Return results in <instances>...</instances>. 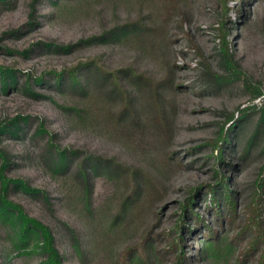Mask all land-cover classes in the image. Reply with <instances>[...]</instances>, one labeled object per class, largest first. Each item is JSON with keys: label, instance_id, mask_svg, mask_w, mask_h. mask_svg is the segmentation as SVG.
I'll use <instances>...</instances> for the list:
<instances>
[{"label": "rangeland", "instance_id": "rangeland-1", "mask_svg": "<svg viewBox=\"0 0 264 264\" xmlns=\"http://www.w3.org/2000/svg\"><path fill=\"white\" fill-rule=\"evenodd\" d=\"M2 71L5 176L33 190L7 200L63 264H262L264 0H0ZM40 247L0 218V264H47Z\"/></svg>", "mask_w": 264, "mask_h": 264}, {"label": "trees", "instance_id": "trees-1", "mask_svg": "<svg viewBox=\"0 0 264 264\" xmlns=\"http://www.w3.org/2000/svg\"><path fill=\"white\" fill-rule=\"evenodd\" d=\"M226 38H224V41ZM225 54L222 55V60L224 63H226V58ZM1 79L3 86L6 88L9 86L10 81H15V76L13 73L5 72L2 71L1 74ZM206 83L211 81L212 79H215V75H213L211 72L208 71V73L205 75ZM130 80L134 83V85H139L141 83V80L138 79V76L131 74L130 75ZM61 77H58V80H60ZM73 80H77L76 76H73ZM260 127L264 129V111L263 115L260 119ZM236 129L235 127L231 128V132H233ZM20 130L17 127V122H14L11 124V126H8L6 128L0 129V132L4 131H9V132H16ZM44 130V129H43ZM236 131V130H235ZM225 137V142H230V135L227 134L224 136ZM219 149H221V156L223 155L224 151V146H220ZM0 158L3 160V164L0 168V177H1V196H0V218L9 222L13 227L18 229V235H19V241L22 243L27 242L30 239H34V246L36 248H39L41 244H43L42 250L48 255L47 259V264H63L62 258L57 251L55 247V241L54 238L49 231L47 227L44 225L40 224L37 222L35 219H31L24 211V209L21 206H18L14 203L9 202L7 200V194L11 190V187L13 186L14 189H20L24 190L25 192H32L33 190L28 186L26 182H23L21 180L17 179H8L5 176V171L10 165V162L3 152V150H0ZM83 166L80 165V171L81 172H86V170L82 169ZM219 186V185H218ZM228 184L224 178H220V187H210V192L215 195V202L221 201V198L226 200V203L229 206V213L231 215V220L232 222L235 220V213H236V205L235 201L233 198V195L231 193V190L228 188ZM221 198H216V196H219ZM194 198V197H193ZM192 198V200H193ZM191 202V200H190ZM190 203L186 206V208H189ZM248 221L252 225L250 226V229L255 227V240L252 242V248L249 249L248 251H254L256 249H259V245L264 246V200L262 199L261 196L256 200V203L250 208L249 214H248ZM209 234L210 237V246L211 247H216L218 245V238L217 234L214 233ZM41 248V247H40ZM208 248V249H209ZM248 253V252H247ZM264 253V252H263ZM182 260V261H181ZM187 260L186 255L180 259L182 263H186L185 261ZM262 264H264V254H263V261Z\"/></svg>", "mask_w": 264, "mask_h": 264}]
</instances>
